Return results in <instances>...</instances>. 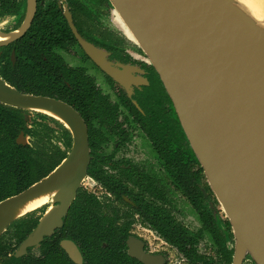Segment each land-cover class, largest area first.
Wrapping results in <instances>:
<instances>
[{
	"label": "flooded vegetation",
	"instance_id": "flooded-vegetation-1",
	"mask_svg": "<svg viewBox=\"0 0 264 264\" xmlns=\"http://www.w3.org/2000/svg\"><path fill=\"white\" fill-rule=\"evenodd\" d=\"M6 4L9 10L0 14V18L9 16L15 20L8 29H0V33L14 37L23 26L28 0H6ZM34 7L25 33L0 49L12 46L28 34H38L42 40L40 49L41 45L43 50L49 43L50 53L56 56L59 67L64 68V74L60 72V75L75 84L83 83L101 99L89 110L96 115L89 120L90 160L86 175L61 218V224L43 233L36 245L15 256L48 213L60 205L47 203L13 221L0 235V264H143L128 254L129 241L140 244L143 254L150 258V264H174L168 258L172 252L174 257L178 256V264H189L144 221L149 212L155 217L158 209L170 222L182 225L196 238L199 236L197 253L207 259L213 258L215 246L200 214L174 189L172 173L164 167L170 162L164 154L170 152L175 117L178 119V116L155 68L120 16L108 0H34ZM71 27L81 41L92 48L99 63L85 52ZM10 61L15 62L14 50L10 53ZM65 85L69 87L67 82ZM31 113L45 116L41 112L28 111V129L41 124L29 119ZM60 123L65 128L63 122ZM21 134L24 145L17 144ZM36 140V137L21 132L15 144L35 147ZM206 184L204 176L200 180L202 193ZM174 192L191 207L199 224L196 232L173 216ZM213 196L211 190L204 194L201 207L204 209L208 204L222 221H226L218 215ZM133 227L137 230L133 231ZM204 239L210 244L208 254L203 253L205 247L201 242ZM157 241L161 248L153 246Z\"/></svg>",
	"mask_w": 264,
	"mask_h": 264
},
{
	"label": "water",
	"instance_id": "water-1",
	"mask_svg": "<svg viewBox=\"0 0 264 264\" xmlns=\"http://www.w3.org/2000/svg\"><path fill=\"white\" fill-rule=\"evenodd\" d=\"M108 1L155 68L231 226L235 243L231 264H242L246 257L264 264V50H259L255 27L252 23L251 28L243 27L244 17L230 18L232 10L224 9L220 0ZM34 9V0H28L23 26L14 37L0 33V46L25 33ZM72 31L99 63L92 48ZM0 104L53 115L72 138L67 157L48 176L0 202L1 235L17 220L12 215L15 204L58 189L50 203L60 207L25 240L15 255L19 256L61 224L86 175L89 145L83 120L60 101L21 94L0 79ZM17 144H25L22 134ZM128 247L130 256L150 264L138 242L129 241Z\"/></svg>",
	"mask_w": 264,
	"mask_h": 264
},
{
	"label": "trees",
	"instance_id": "trees-1",
	"mask_svg": "<svg viewBox=\"0 0 264 264\" xmlns=\"http://www.w3.org/2000/svg\"><path fill=\"white\" fill-rule=\"evenodd\" d=\"M7 10L9 8L4 0L0 3V14H4ZM40 40L41 37L38 34H28L12 46L0 49V78L22 94L46 96L66 103L80 115L90 137L89 120L96 114L89 110L100 101V96L83 83L78 85L65 76H61L60 72L64 74V68L56 63L58 61L56 56L48 49L49 43L44 45L43 50L41 45L40 49ZM12 50L15 52L14 64L10 61ZM42 52H44L45 61L42 60ZM65 82L69 87L65 85ZM27 114L28 111L0 105V202L23 192L45 178L67 157L72 145L70 133L60 127L62 128L60 131L62 148L54 146L48 151H39L36 148L37 142L38 139L44 138V130L47 127L37 124L36 127L28 129ZM21 132L25 136L37 138L35 147H22L15 144ZM41 149L44 150V148ZM164 156L170 160L164 164V167L172 173L171 181L174 189L184 196L200 214L205 230L211 236L215 246L214 257L207 259L199 255L197 253L199 236L196 238L182 225L170 222L160 209L155 211L157 212L155 217L149 212L144 217V221L164 241L176 248L189 264H231L234 252L231 226L227 219L222 221L214 209L208 207V204L204 209L201 207V200L204 194L210 192V188L206 184L204 193L200 189V180L204 178L203 170L176 117L171 149ZM88 172L92 174L90 169ZM215 203L217 204V201ZM227 244L231 246L228 247ZM116 251L119 250L116 249Z\"/></svg>",
	"mask_w": 264,
	"mask_h": 264
},
{
	"label": "rangeland",
	"instance_id": "rangeland-1",
	"mask_svg": "<svg viewBox=\"0 0 264 264\" xmlns=\"http://www.w3.org/2000/svg\"><path fill=\"white\" fill-rule=\"evenodd\" d=\"M220 2L223 4L224 9L227 8V9L232 10V15H230V18L235 20V19H238L239 17H242V18L244 17V20L246 22L243 21L242 26L245 28H247V27L251 28L252 27L251 23H252L253 27H255V29L252 28L254 34L259 39L263 38L262 34L264 32V27H263L264 16L262 14H260L259 12H257L251 5H249L248 0H220ZM249 7H251L253 12L249 9ZM253 13H257L258 17L262 21V25H259L257 23L258 21L255 18V15ZM14 20H15L14 17H9V16H5V17L0 18V29H4V30L8 29L9 27L12 26V24L14 23ZM44 115L45 116H39V115H36L35 113H31L29 115V119L32 122L41 123L42 125L47 127V129L44 130L45 131L44 138L42 137V139H38L36 148L39 151H48L50 149H53L52 147H54V146H57V147L62 146V140H61V134H60V131L62 129V128H60L61 123L59 121L53 119L50 115H47V114H44ZM41 148H44V150ZM172 198H173L172 199L173 209L171 210V212H172L173 216L176 218V220H178L184 226H186L190 231L196 232L199 228V224H198L195 216L193 215V211H192L191 207L188 206L186 200L183 199L182 196L180 194H178L177 192L173 193ZM215 208L218 212V215L222 219H226V216L223 213V210L218 203L215 205ZM136 230L137 229L133 227V231H136ZM201 244H203L205 247V250L203 251V253L208 254L209 253L208 249L210 248L209 242L204 239L201 242ZM153 246L155 248H158V247L161 248L162 247L160 245V242H158V241ZM172 253H174V252H172ZM172 253L171 254L169 253V255H168L169 262L173 261L174 264H178L179 263L178 256H176L174 254L175 255V257H174ZM242 264H254V263L249 257H246V259H244Z\"/></svg>",
	"mask_w": 264,
	"mask_h": 264
},
{
	"label": "bare ground",
	"instance_id": "bare-ground-1",
	"mask_svg": "<svg viewBox=\"0 0 264 264\" xmlns=\"http://www.w3.org/2000/svg\"><path fill=\"white\" fill-rule=\"evenodd\" d=\"M249 1V5H251L257 12H259L260 14H262L264 16V0H248ZM249 9L252 11L251 7H249ZM253 12V11H252ZM255 15V18L257 19V23L259 25H262V21L261 19L258 17L257 13H253ZM254 18V19H255ZM253 19V20H254ZM255 19V20H256ZM255 25V24H254ZM264 27V24H263ZM249 34V33H248ZM13 36V35H12ZM247 38H251V36L247 35ZM263 38L260 39L261 43H259V50H264V32L262 34ZM246 38V39H247ZM50 115V114H49ZM51 117L55 118L56 120L60 121L61 120L53 115H51ZM65 162V161H64ZM66 164V162L64 163ZM58 189H52L46 192H43L37 196H34L33 198H31L30 200H27L21 204H15L12 208V215L14 219H18L20 217L25 216L26 214L46 205L47 203H50L51 198L56 195Z\"/></svg>",
	"mask_w": 264,
	"mask_h": 264
}]
</instances>
